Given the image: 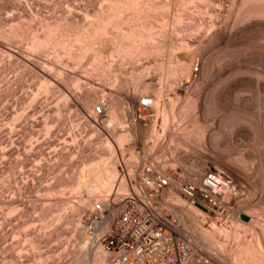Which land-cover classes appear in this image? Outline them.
Wrapping results in <instances>:
<instances>
[{"label": "rangeland", "instance_id": "obj_1", "mask_svg": "<svg viewBox=\"0 0 264 264\" xmlns=\"http://www.w3.org/2000/svg\"><path fill=\"white\" fill-rule=\"evenodd\" d=\"M107 1L0 0V264H83V252L92 246L84 223L100 201L86 193L85 184L110 157L117 162L119 178L121 160L134 163L141 146L167 170L203 171L220 166L218 156L237 168L238 183L233 181L234 192L225 196L220 218L204 217L197 228L191 226L194 231L184 224L207 248H222L218 253L224 264H243L234 257H246L242 248L244 243L253 246L250 234L239 235V242L231 236L219 248L208 242H213L210 227L220 219L230 228L235 211L249 213L258 233L264 224V91L259 90L260 85L264 88V42H259L263 34L232 33L222 43L198 50L203 35L194 28H207L205 12L210 7L202 5L198 14L196 3L177 0V10L186 4L182 22L187 23L177 24L181 31H175L171 15L155 10L152 2L151 11L139 15L130 7L122 13L128 16L119 19L125 29L135 27L139 31L134 29V35L143 36L127 41L111 28L103 35L95 33L97 20L111 12ZM216 1L223 10L219 26H231L233 0ZM165 20L169 25H162ZM136 23L153 29L143 31ZM50 29L58 46L43 43ZM139 45L144 51L139 48L138 53ZM145 97L158 103L141 110L144 115L137 119L138 101ZM239 119L240 136L228 127ZM117 135L126 136L122 147L114 140ZM241 213L237 218L248 220ZM254 248L264 253V248Z\"/></svg>", "mask_w": 264, "mask_h": 264}, {"label": "built area", "instance_id": "obj_2", "mask_svg": "<svg viewBox=\"0 0 264 264\" xmlns=\"http://www.w3.org/2000/svg\"><path fill=\"white\" fill-rule=\"evenodd\" d=\"M151 101L140 100L137 119ZM135 156L132 164L121 160L118 182L86 217L90 242L103 255L99 264H224L176 215L173 196L215 209L234 192L232 181L205 170H167L144 146Z\"/></svg>", "mask_w": 264, "mask_h": 264}, {"label": "bare ground", "instance_id": "obj_3", "mask_svg": "<svg viewBox=\"0 0 264 264\" xmlns=\"http://www.w3.org/2000/svg\"><path fill=\"white\" fill-rule=\"evenodd\" d=\"M104 1V0H103ZM187 1V3H188V1H189V4H190V2L191 3H196V4H194V5H196V7H197V13L199 14V12H201V8L203 7L202 5H204V4H208L209 6L208 7H210V9H206L205 8V5H204V8L206 9V11L207 12H205V14L206 15H208V18L209 19H207V20H209L208 21V25H205L204 27H206L207 26V28H203V26H202V24H201V26H202V28H200L199 27V25H198V27H196V28H194V27H192V30H193V28H194V30L195 31H197V35L198 34H202L203 35V37H201L202 38V40H200L197 44V46H198V50H201V49H205V48H209V47H211V46H214V45H217V44H220V43H222L225 39H227V37L228 38H230L229 36L232 34V33H234L235 35H237V34H245V33H249V32H251V31H256V32H259L262 36H264V0H233V2L231 3V5H232V7L235 9V17H234V20L233 21H231L232 22V24H231V26H229L228 24H227V22H226V26L225 27H222L223 26V24H222V26H219V24L221 23V21L218 23V17H220L219 15V13H220V11H221V8H220V6H219V3H217V1L216 0H186ZM231 1V0H230ZM108 3H109V6H110V9H109V12H110V14L106 17V18H104V19H102L101 18V20H99L98 18H96V19H98L97 21L99 22V25L97 26V30H96V34H98L97 32H102V35L105 33V32H107L108 31V28H111V30H113L114 29V31L116 32H118V34L117 35H119V34H121V38H122V36H123V39L125 38L126 40L127 39H129V40H131L130 38H132L133 36V39L132 40H134V38L135 37H137L138 38V36L137 35H139V33L140 32H138L137 33V35H134V31L136 30L135 29V27H133L134 29V31L133 30H131V31H127L126 29H125V26L127 27V25L126 24H124V21L122 22V20L120 21L119 19L120 18H123L122 16V13L123 12H129V10H128V8H130V9H135L136 11H138L137 13H139V11L142 13V10H144L145 11V9H149L148 11H151L150 10V6L151 5H153V3H154V9L155 10H157L158 9V11H160V10H162V12L164 11V13L166 12V13H168V15L167 16H170L171 15V23H175L176 25L177 24H179V25H181L182 23H187V22H182V20H183V18H184V13L185 12H183V11H185L184 9L185 8H182V7H184V6H186V4L185 5H181L182 7H180V5H179V8L181 9L180 11H178L179 10V8H178V10L176 9L178 6H177V0H127V2H126V0H124V1H120V0H110V1H107ZM106 2V3H107ZM125 2V3H124ZM153 2V3H152ZM182 1H180L179 3H181ZM152 3V4H151ZM185 3V2H184ZM182 4V3H181ZM192 4V5H193ZM207 4H206V6H207ZM188 5V4H187ZM191 5V6H192ZM190 6V7H191ZM228 6V5H227ZM151 7H153V6H151ZM192 7H195V6H192ZM207 7V8H208ZM224 7V6H223ZM108 8V7H107ZM153 9V8H152ZM153 9V10H154ZM223 9V8H222ZM104 10H106V9H104ZM152 10V11H153ZM187 10V9H186ZM195 10V9H194ZM233 10V9H232ZM231 10V11H232ZM134 11V10H133ZM193 11V10H192ZM205 11V10H204ZM223 11V10H222ZM221 11V12H222ZM126 12H125V14H126ZM107 13V12H106ZM106 13L104 14V15H106ZM133 13V12H132ZM134 13H135V11H134ZM147 13V12H146ZM150 13H152V12H150ZM163 13V14H164ZM188 13V12H187ZM98 14H100V13H98ZM102 14V13H101ZM108 14V13H107ZM136 14V13H135ZM144 14V13H143ZM190 14V13H189ZM122 15V16H121ZM128 15V14H127ZM133 15V14H132ZM131 15V16H132ZM139 15H140V13H139ZM152 15V14H151ZM194 15V14H193ZM196 15V14H195ZM125 16V15H124ZM135 16H137V15H135ZM142 16V15H141ZM141 16H140V18H141ZM149 16H150V14H149ZM148 16V17H149ZM202 16H203V14H202ZM100 17V16H99ZM147 17V18H148ZM187 17V16H186ZM185 17V18H186ZM199 17V16H198ZM126 18V17H125ZM125 18H123V19H125ZM127 18H128V16H127ZM126 18V19H127ZM130 18H133V17H130ZM140 18H139V16H138V19L137 20H140ZM143 18V17H142ZM146 18V17H145ZM144 18V20H146ZM153 18V17H152ZM169 18V17H168ZM167 18V19H168ZM191 18V17H190ZM194 18V17H193ZM125 19V20H126ZM164 19V18H163ZM163 19H161V20H163ZM166 19V18H165ZM166 19V20H167ZM170 19V18H169ZM169 19H168V21H169ZM188 19V18H187ZM119 20V22H117ZM132 20V19H131ZM136 20V21H137ZM164 21L163 23H162V25H165V22H167V21ZM206 20V21H207ZM231 20V19H230ZM229 20V21H230ZM96 20H95V23L97 22ZM128 22H130L129 20H127ZM134 21V20H133ZM141 21H143V20H141ZM139 22L140 24L142 23V22ZM149 21H151V20H149ZM170 21H169V23H170ZM202 21V20H201ZM182 22V23H181ZM223 22V21H222ZM127 23V22H126ZM139 23H136V24H138V25H140ZM158 23H159V21H158ZM181 23V24H180ZM190 23V22H189ZM192 23V22H191ZM144 24H147V23H145V21H144ZM167 24H168V22H167ZM96 25V24H95ZM125 25V26H124ZM129 25V24H128ZM133 25V24H132ZM149 25V24H148ZM152 25V24H151ZM161 24L159 25L160 26V28H161V26H162ZM169 25V24H168ZM168 25H167V27H168ZM173 25V24H172ZM175 25V26H176ZM193 25H194V23H193ZM141 27H139L141 30H143V31H151L152 29H153V27H151L150 29H149V27L147 28V26H143V25H140ZM150 26V25H149ZM158 26V25H157ZM195 26V25H194ZM94 27V26H93ZM128 28H130V27H128ZM132 28V27H131ZM130 28V29H131ZM137 28V27H136ZM158 28V27H157ZM164 28V27H163ZM166 28V27H165ZM172 28V27H171ZM175 28V27H174ZM179 29V27H178V25H177V27L175 28V31H176V29ZM130 29H128V30H130ZM154 29H155V26H154ZM162 29V28H161ZM160 29V30H161ZM173 29V28H172ZM171 29V30H172ZM99 30V31H98ZM140 30V31H141ZM180 30V29H179ZM178 30V31H179ZM137 31H139V30H136L135 32H137ZM142 31V32H143ZM157 31H158V29H157ZM161 31H163V30H161ZM165 31V30H164ZM167 31V30H166ZM181 31V30H180ZM194 31V32H195ZM149 32H145V33H143V34H146L145 36H148V37H152L151 35H155V33L154 34H150ZM152 32H154V31H152ZM170 32H172V31H170ZM192 32V31H191ZM53 30H48L47 31V33H46V36H45V40L43 41V43H53V44H55L54 46H58L59 45V42H57L56 40H54L53 41ZM90 33V32H89ZM93 33V32H92ZM110 33V32H109ZM166 33V32H165ZM193 33V32H192ZM196 33V32H195ZM91 34V33H90ZM95 34V35H96ZM101 34V33H100ZM107 34V33H106ZM158 34V33H157ZM175 34H177V33H174V35ZM251 34H252V32H251ZM254 34V33H253ZM92 35V34H91ZM90 35V36H91ZM164 35V34H163ZM169 35V34H168ZM189 35V34H188ZM194 35H196V34H194ZM120 36V35H119ZM140 36V35H139ZM160 36V35H159ZM162 36V35H161ZM260 36V35H259ZM113 37V36H112ZM140 37H143L142 35L140 36ZM139 37V38H140ZM147 37V38H148ZM156 37L157 36H155V40H156ZM176 37V36H175ZM177 37H179V36H177ZM184 37V36H183ZM196 37V36H195ZM232 37V36H231ZM239 37V36H238ZM257 37V36H256ZM64 38V37H63ZM116 38V37H115ZM117 38H120V37H117ZM135 39V40H140V39ZM154 38V37H153ZM166 38V37H165ZM174 38V37H173ZM188 38V37H187ZM200 38V37H199ZM234 38V37H233ZM260 38V37H259ZM264 38V37H263ZM123 39H121V40H123ZM143 39H145V37L143 38ZM149 39V38H148ZM150 39H152V38H150ZM158 39V38H157ZM261 39V38H260ZM129 40H127V41H129ZM146 40V39H145ZM145 40H143L142 42H146ZM171 40V39H170ZM182 40V39H181ZM194 40V39H193ZM198 40V39H197ZM237 40V39H236ZM254 40V39H253ZM262 41H259V42H264V39H261ZM55 41H56V43H55ZM113 41H114V39H113ZM115 41H116V39H115ZM137 41H136V44H137ZM153 43H154V39H152L151 40ZM195 41V40H194ZM228 41V40H227ZM245 41V40H244ZM116 42H119L118 41V39H117V41ZM133 41H131V43H132ZM150 41H148V43H149ZM177 42V41H176ZM238 42V41H237ZM257 42H258V40H257ZM130 43V42H129ZM130 43V44H131ZM141 43V42H140ZM148 43H147V45H148ZM52 44V45H53ZM130 44H128V45H130ZM132 44H134L135 45V42L134 43H132ZM131 44V45H132ZM139 44V43H138ZM154 44H156V42L154 43ZM177 44H179V43H177ZM195 44V43H194ZM194 44H191V45H194ZM243 44V43H242ZM255 44V43H254ZM130 45V46H131ZM143 45V47L145 46L143 43L141 44V46ZM150 45H153L152 43L150 44ZM180 45V44H179ZM178 45V46H179ZM238 45V44H237ZM133 46V45H132ZM136 46H138V45H136ZM140 46V45H139ZM141 46L140 47H137V49H135V48H132V47H127V48H132V49H135V51L136 52H138L137 50L139 49V48H141ZM165 46V45H164ZM171 46V45H170ZM196 46V47H197ZM231 47V46H230ZM245 47V46H244ZM258 47V46H257ZM263 47V46H262ZM168 48V47H167ZM166 48V49H167ZM171 47H169V49H170ZM173 48V47H172ZM175 48H177V47H175ZM89 49V48H88ZM91 49V48H90ZM145 49V48H144ZM150 49V48H149ZM128 50V49H127ZM141 50H142V48H141ZM152 50V49H151ZM154 50V49H153ZM129 51V50H128ZM134 51V50H133ZM132 51V52H133ZM142 51H144V50H142ZM141 51V52H142ZM149 51V50H148ZM235 51V50H234ZM238 51V50H237ZM256 51V50H255ZM140 52V51H139ZM138 52V53H139ZM264 52V51H263ZM152 53V52H151ZM169 53V52H168ZM260 53H261V51H260ZM123 54H124V52H123ZM126 54V53H125ZM132 54V53H131ZM142 54V53H141ZM155 54V53H154ZM170 54V53H169ZM119 55V54H118ZM146 55H148L147 53H146ZM259 55V54H258ZM191 56V55H190ZM236 57V56H235ZM244 59V58H243ZM239 62V61H238ZM237 62V63H238ZM241 63V62H240ZM108 64V63H107ZM109 64H110V62H109ZM169 64V63H168ZM264 65V64H263ZM193 66V65H192ZM262 66V65H261ZM194 67V66H193ZM243 67V66H242ZM198 68V67H197ZM235 69V68H234ZM190 70V69H189ZM199 70V69H198ZM202 70V69H201ZM179 72V71H178ZM226 72V71H225ZM244 72V71H243ZM259 72V71H258ZM189 73V72H188ZM180 75V74H179ZM191 75H192V73H191ZM263 76V75H262ZM187 78V77H186ZM203 78V77H202ZM257 78V77H256ZM263 78V77H262ZM201 79V78H200ZM222 80V79H221ZM249 82V81H248ZM252 82V81H251ZM259 82V81H258ZM206 83V82H205ZM242 83V82H241ZM255 83H256V81H255ZM193 84V83H192ZM258 83H256V85H257ZM263 84V83H262ZM196 86V85H195ZM191 87V86H190ZM251 87V86H250ZM257 87V86H256ZM258 88V87H257ZM196 90V89H195ZM254 90V89H253ZM259 90H261V92H263L264 91V88L262 87L261 88V85H260V87H259ZM257 91V90H256ZM257 92H259V91H257ZM256 92V93H257ZM255 94V93H254ZM257 95V94H256ZM260 95V94H259ZM156 97V96H155ZM137 98V97H136ZM158 98V97H157ZM258 98V97H257ZM141 99V98H140ZM186 101H187V99H186ZM190 101V100H189ZM139 102H140V100L138 101V105H139ZM163 102V101H162ZM158 103V99H155V100H153L152 99V101H151V105L150 106H152V105H154L155 104V106H156V104ZM216 104H218V103H216ZM161 105V104H160ZM164 105V104H163ZM263 105V104H262ZM138 107V106H137ZM159 107V106H158ZM162 107V106H161ZM209 107V106H208ZM226 107V106H225ZM152 108V107H151ZM134 109V108H133ZM157 109V112H158V110H160V109H158V108H155V110ZM259 109V108H258ZM135 110H136V108H135ZM217 110V109H216ZM161 111V110H160ZM133 112V111H132ZM244 112V111H243ZM258 112V111H257ZM256 112V113H257ZM183 113V112H182ZM251 113V112H250ZM136 114V113H135ZM209 114V113H208ZM142 115H144V114H142ZM142 115H140V118H142ZM136 116V115H135ZM219 116V115H218ZM240 116V115H239ZM144 117V116H143ZM146 117V116H145ZM144 117V118H145ZM262 117H264V116H262ZM241 118V117H240ZM255 119V118H254ZM258 119H259V117H258ZM264 119V118H263ZM143 120V119H142ZM145 120V119H144ZM229 120V119H228ZM257 120V119H256ZM230 121V120H229ZM258 121V120H257ZM259 121H260V119H259ZM220 122H223V121H221L220 120ZM227 122V121H226ZM245 122V121H244ZM224 123V122H223ZM241 123V119H239V120H237V122L236 123H234L233 125H231V126H228V127H230L231 129H233V131H234V133L235 134H238L239 135V133H241L240 132V130H239V127H238V125ZM260 123V122H259ZM212 124V123H211ZM221 124V123H220ZM224 124H226V123H224ZM218 125V124H217ZM173 126H174V124H173ZM223 126V125H222ZM227 126V125H226ZM239 126H241V125H239ZM219 127H220V125H219ZM122 128V127H121ZM220 128H223V127H220ZM225 128V127H224ZM227 128V127H226ZM261 130V129H260ZM215 131V130H214ZM218 131V130H217ZM216 131V132H217ZM223 131V130H222ZM221 131V132H222ZM230 131V130H229ZM215 133V132H214ZM219 133V132H218ZM231 133H232V131H231ZM172 134V133H171ZM210 134H212V133H210ZM230 134V133H229ZM260 134V133H259ZM126 135V134H125ZM118 136V135H117ZM219 136H220V134H219ZM229 136V135H228ZM240 136V135H239ZM115 137V136H114ZM113 137V138H114ZM125 137L126 136H121V135H119L118 137H115V142H116V144H118L119 145V147H122V145L121 144H123L122 142H124V140H125ZM211 137V136H210ZM238 137V136H237ZM233 138V137H232ZM258 138H260L259 136H258ZM214 139V138H213ZM224 139V138H223ZM129 140V139H128ZM228 140V139H227ZM170 141V140H169ZM219 141H221V140H219ZM241 141V140H240ZM254 141V140H253ZM264 141V140H263ZM263 141L262 142H260V143H262L263 144ZM108 142V141H107ZM216 142V141H215ZM110 144V143H109ZM235 144V143H234ZM114 145V144H113ZM256 145V144H255ZM261 145V144H260ZM108 146V145H107ZM242 146V145H241ZM254 146V145H253ZM263 146L264 145H262V148H263ZM109 147H111V144H110V146ZM249 148V147H248ZM113 148L111 147L110 148V150H112ZM225 149V148H224ZM254 149V148H253ZM222 150V149H221ZM245 151V150H244ZM110 152V151H109ZM261 152H262V150H261ZM112 153H110V155H111ZM115 154V153H114ZM260 155V154H259ZM111 156H114L113 154L111 155ZM238 156V155H237ZM255 156V155H254ZM109 157V156H108ZM246 157V156H245ZM249 158V157H248ZM113 158L112 157H110L109 159L107 158V159H105V160H102V167H101V169L100 170H98V169H96V170H98V171H94V173H93V175L90 177V179H88V182H87V184H85V191H86V193H88V194H95L96 195V198L97 199H99V200H101L106 194H108L111 190H112V188L114 187V185L118 182V180H119V178L117 177V173H116V169H115V164L117 163V162H115V164L113 163ZM217 160L218 161H216L218 164H220V166H217V165H213V166H207V167H205V171H207V172H212V173H218V174H221V175H226V177L228 176L229 177V179H232V184H236V183H238V177L236 176L237 175V172H239V171H236V169L237 168H234L233 166H230L229 164H227L224 160H223V158L220 156H218V158H217ZM245 161V160H244ZM247 161V160H246ZM252 161V160H251ZM263 161V160H262ZM206 162V161H205ZM252 162H254V161H252ZM259 162V161H258ZM248 163V162H247ZM258 164H260V163H258ZM100 165V164H99ZM236 167V166H235ZM263 168V167H262ZM94 170V169H93ZM90 172V171H89ZM88 173V172H87ZM91 173V172H90ZM236 173V174H235ZM86 175V174H85ZM83 179H84V177L83 176H81ZM262 177H264V176H262ZM80 178V177H79ZM78 178V179H79ZM86 180V179H85ZM81 181H82V179H81ZM233 181H234V183H233ZM75 182V181H74ZM84 182V181H83ZM240 182V181H239ZM77 185H80V183L78 182V184ZM120 185H123V181H121L120 182ZM239 185V184H238ZM74 186H76V185H74ZM243 186V185H242ZM77 187V186H76ZM75 187V188H76ZM80 188V187H79ZM82 188V187H81ZM233 188H235V186L233 185L232 186V189ZM77 190V189H76ZM236 192V191H235ZM239 197V196H238ZM185 198V197H184ZM186 199V198H185ZM185 199H183V198H180V194L179 195H177V196H173V201H174V204H175V213H176V215L184 222V223H188V225L191 227L192 225H194L195 227L197 226V224H198V221L200 220V219H204V217L205 218H207V219H211L213 216H217V217H219L220 218V216H221V208H223L224 209V206H221V205H223V204H221L220 206H218V208H215L214 210L212 209V208H207V207H205L203 204H198V206L196 207V206H192V205H188V202H186V200ZM226 202V201H225ZM228 203H229V201H228ZM245 203V202H244ZM239 204V203H238ZM198 207H200V208H198ZM222 209V210H223ZM227 211V210H226ZM241 211V210H240ZM248 211V210H247ZM262 212V211H261ZM240 213L241 212H233V216H231V217H233V218H231V221H230V228L228 229L227 228V226L225 225V223H220V219H218V221H216V224L215 225H213V226H211L210 228H211V230H212V232H213V234H212V232L210 233L211 234V236L213 235V242H212V240H210V239H212V238H210L209 240V245L212 247L213 245L215 246V245H217V247L219 246H222V244H224V242L223 241H228V238L229 239H231L232 240V237H233V239L235 238H237L236 240L238 241V239H240L241 240V238H240V236L239 235H241L242 233H248V234H250V238H253V246H249V244L247 245V242H246V245L247 246H245V240H244V246L243 245H241V247L243 246V251L244 252H246V254L247 255H245L244 254V252H243V254L246 256V257H243L242 256V254H240V255H237L236 257H234V261L235 262H239V263H247V264H249V262H251L252 261V263L253 264H257L256 262H258V261H260L262 264H264V253L262 252L261 254H257V250L254 248V247H260V248H264V247H261V245L264 243V224H262V225H260L259 226V233L258 232H256L257 231V229L258 228H256V226H257V224L255 225V223L257 222H254V220H250V219H248L249 217L248 216H246V215H250L249 213L248 214H243V213H241V214H243L244 215V218H247L248 220H240V219H238L237 217L240 215ZM253 213V212H252ZM263 213V212H262ZM257 214V213H256ZM252 215V214H251ZM259 215V214H258ZM254 216V215H253ZM251 217V216H250ZM258 217V216H257ZM255 218V217H254ZM222 220V219H221ZM259 220V219H258ZM201 221V220H200ZM229 222V221H228ZM260 224V223H259ZM258 224V225H259ZM198 227V226H197ZM196 227V228H197ZM258 227V226H257ZM192 228V227H191ZM190 228V230H192V231H194V228H192L191 229ZM203 232H205V231H203ZM210 232V231H209ZM209 232H207L208 234H209ZM85 233H86V231H85ZM202 233V232H201ZM206 237V236H208L206 233H205V235L202 233L201 234V237ZM244 235V234H243ZM232 236V237H231ZM246 236V235H245ZM259 236H261V237H259ZM203 237V238H204ZM86 238V237H85ZM89 238V237H88ZM207 238V237H206ZM205 238V239H206ZM246 238V237H245ZM260 238L263 240V243L261 244L260 243ZM235 239L233 240L234 242H235ZM88 240V239H87ZM208 240V239H207ZM239 240V241H240ZM236 241V243H238ZM248 241V240H247ZM251 241V242H252ZM88 242V241H87ZM227 243V242H226ZM241 243V242H240ZM88 244H90V243H88ZM203 244H206V243H203ZM261 244V245H260ZM83 246H81V247H85L84 248V250L85 249H87L86 247H88L87 246V243H86V241H84V244H82ZM228 245V244H227ZM260 245V246H259ZM213 246V247H214ZM90 247V246H89ZM89 247H88V249L87 250H85L84 252H83V257H82V260H81V262L82 263H88V262H91V263H94V264H99V263H101L102 261H103V255L101 254V252H100V250H99V248L98 247H95L94 245L93 246H91L90 247V249H89ZM216 247V248H217ZM218 247V248H219ZM238 247V246H237ZM217 248V249H218ZM259 248V249H260ZM222 249V248H221ZM220 248L218 249L219 251L221 250ZM242 249H238V251L239 250H242ZM258 249V248H257ZM258 249V250H259ZM82 250H83V248H82ZM256 252H255V251ZM260 250H262V249H260ZM218 251V252H219ZM237 251V252H238ZM222 252V251H221ZM239 253H241V252H239ZM221 255H222V253H220ZM81 256V255H80ZM249 261V262H248ZM260 262H259V264H260ZM75 263H76V260H75ZM252 263H250V264H252ZM237 264V263H236Z\"/></svg>", "mask_w": 264, "mask_h": 264}]
</instances>
